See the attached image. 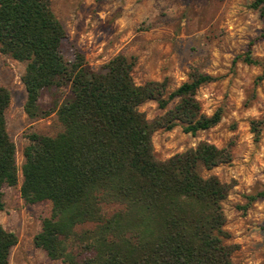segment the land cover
I'll use <instances>...</instances> for the list:
<instances>
[{
	"label": "trees",
	"instance_id": "trees-1",
	"mask_svg": "<svg viewBox=\"0 0 264 264\" xmlns=\"http://www.w3.org/2000/svg\"><path fill=\"white\" fill-rule=\"evenodd\" d=\"M250 5L259 9L263 26L233 62L259 64L250 46L264 36V0ZM65 37L51 0H0V51L24 62L25 113L47 114L39 104L42 91L67 88L54 105L63 129L53 136L32 132L23 149L22 198L51 202L34 244L64 264H232L235 246L225 241L221 203L229 185L198 171L199 164L209 169L229 161L230 149L201 140L158 159L152 143L159 128L181 124L194 134L219 122L221 109L207 115L196 97L213 76L193 71L172 90L165 78L136 83L133 59L118 53L97 71L80 52L65 59ZM9 99L0 86V210L3 185L17 182L5 118ZM147 100L162 110L151 119L139 109ZM109 205H115L110 212ZM16 242L0 223V264L9 263Z\"/></svg>",
	"mask_w": 264,
	"mask_h": 264
},
{
	"label": "rangeland",
	"instance_id": "rangeland-1",
	"mask_svg": "<svg viewBox=\"0 0 264 264\" xmlns=\"http://www.w3.org/2000/svg\"><path fill=\"white\" fill-rule=\"evenodd\" d=\"M251 0H51L66 37L62 53L67 60L75 53L87 64L102 71L118 53L134 60L132 77L136 83L166 79L172 90L189 79L193 71L214 79L201 84L196 97L209 115L221 109L215 125L192 134L178 124L170 130L159 128L152 134L158 159L206 140L231 151V159L212 168L199 164L202 176L216 175L229 185L222 200L225 239L234 244L232 264H264V36L250 46L259 64L241 58L247 43L260 35L263 17ZM24 62L0 51V86L10 92L5 109L6 128L15 145L17 182L3 185L0 223L17 236L8 264H64L49 258L33 242L42 218L51 211L49 200L29 203L20 194L23 149L29 134L55 135L63 129L54 105L67 88L42 91L39 104L47 114L29 117L24 111L26 92L21 80ZM139 109L151 119L162 110L155 100ZM249 195H256L248 201ZM115 205L106 206L110 212ZM79 229V228H78Z\"/></svg>",
	"mask_w": 264,
	"mask_h": 264
}]
</instances>
